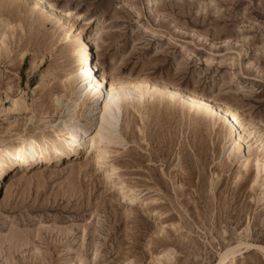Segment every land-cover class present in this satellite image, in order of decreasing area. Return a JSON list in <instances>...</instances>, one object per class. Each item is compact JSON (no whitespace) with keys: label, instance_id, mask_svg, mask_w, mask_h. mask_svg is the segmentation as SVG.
Here are the masks:
<instances>
[{"label":"rangeland","instance_id":"374dc122","mask_svg":"<svg viewBox=\"0 0 264 264\" xmlns=\"http://www.w3.org/2000/svg\"><path fill=\"white\" fill-rule=\"evenodd\" d=\"M44 1L73 25L68 36L32 0H0L2 141L65 118L75 98L64 77L87 27L97 26L111 79L163 90L123 107L126 144L107 158L114 175L96 165L88 140L79 166L39 165L0 199V264H214L246 241L264 248V186L250 189L220 125L169 93L221 101L264 156L255 149L264 141V0ZM236 264H264V253L242 249Z\"/></svg>","mask_w":264,"mask_h":264},{"label":"bare ground","instance_id":"6f19581e","mask_svg":"<svg viewBox=\"0 0 264 264\" xmlns=\"http://www.w3.org/2000/svg\"><path fill=\"white\" fill-rule=\"evenodd\" d=\"M32 2L35 11L44 17L48 14L58 18L66 28L65 34L68 36L71 33L73 25H69L56 10L47 7L44 0H32ZM96 28L97 26L94 29L87 27L85 34L79 36V50L71 63L72 70L64 77L66 82L64 88H70V94L75 98L72 100L71 109L68 110L65 118L56 125H50V129L41 134V137L33 135L24 137L16 134L17 136L7 142L0 139V199H7L13 186L23 180L31 170L35 171L39 165L47 167L50 164L52 166L56 164L59 170L73 169L79 166L77 157L84 150L88 140L89 148L96 152L94 156L96 165L110 168L108 170L110 176L114 175L117 168L114 165L109 166L107 158L111 153L112 144H126L118 134L123 107H128L130 103L143 105L145 100L151 97L161 98L162 88L155 85L149 86L147 82H121L111 79L106 74L98 56L99 44ZM3 38L5 39V36ZM4 41L2 40V44ZM1 50L0 46V52ZM169 93L172 96L180 97L182 107L190 111L193 109L199 115L200 120L208 119L212 127L220 125L228 137L226 144H229L227 148L230 150V154L239 155L240 169L249 173L250 189H254L256 185L264 186V180H262L264 156L254 155L250 151L252 145L246 146L245 139L249 138L251 133L246 132L245 129L240 132L241 124L234 110L209 95L179 93L173 90H170ZM105 105H109L107 113H105ZM18 106L19 101L13 100L12 108L18 110ZM101 115L105 116L104 135L108 141L104 144H101L100 138L96 136V129L100 128ZM93 137H96L95 143H93ZM258 143L255 149L257 152H264V141L260 140ZM17 153L26 161L25 163H20L15 159ZM120 189L122 194H125L124 189L128 188L123 185ZM262 194H264V189ZM137 197L138 195L133 193L129 197L130 202L137 201ZM242 245H252V247H238ZM233 248L237 249L236 254L228 252L227 249L214 264H236L242 249L263 247L246 241ZM226 252L227 255H225Z\"/></svg>","mask_w":264,"mask_h":264},{"label":"snow or ice","instance_id":"6c2138e0","mask_svg":"<svg viewBox=\"0 0 264 264\" xmlns=\"http://www.w3.org/2000/svg\"><path fill=\"white\" fill-rule=\"evenodd\" d=\"M47 7L49 8H53L55 7V5L49 4L47 5ZM213 7H215V5L213 4ZM66 15H68L69 17L73 16V12L72 11H67ZM109 97L111 99V93L109 94ZM109 111V105H105V113H107ZM45 127H48L47 124H45ZM105 116L101 115L100 116V128L96 129V136L100 138L101 140V144H104L107 141L105 135ZM95 139L96 137H93V143H95ZM15 159L20 162V163H25L26 161L24 159L21 158V155L19 153H17L15 155ZM238 247H252V245H242V246H238ZM260 252L264 253V248H260L259 249ZM228 252H231L233 254H236L237 249L236 248H229ZM225 255H227V252L225 253Z\"/></svg>","mask_w":264,"mask_h":264}]
</instances>
